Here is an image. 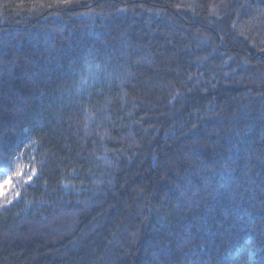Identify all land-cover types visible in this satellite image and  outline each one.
I'll return each mask as SVG.
<instances>
[{
    "label": "trees",
    "instance_id": "1",
    "mask_svg": "<svg viewBox=\"0 0 264 264\" xmlns=\"http://www.w3.org/2000/svg\"><path fill=\"white\" fill-rule=\"evenodd\" d=\"M3 171L0 264H240L264 248V0H0Z\"/></svg>",
    "mask_w": 264,
    "mask_h": 264
},
{
    "label": "clouds",
    "instance_id": "2",
    "mask_svg": "<svg viewBox=\"0 0 264 264\" xmlns=\"http://www.w3.org/2000/svg\"><path fill=\"white\" fill-rule=\"evenodd\" d=\"M261 254H264V248H261L253 242H249L244 255L240 259V264H258V257H260Z\"/></svg>",
    "mask_w": 264,
    "mask_h": 264
},
{
    "label": "rangeland",
    "instance_id": "3",
    "mask_svg": "<svg viewBox=\"0 0 264 264\" xmlns=\"http://www.w3.org/2000/svg\"><path fill=\"white\" fill-rule=\"evenodd\" d=\"M29 168L26 167L25 168V171H29L28 174H30V177H34V174L31 173L30 170H28ZM22 178V175H17V174H12L9 172V171H3V173L0 175V183H2L4 180H11V185L10 187L7 189L8 191V196H12V195H15V189H16V184H17V180H20ZM4 198H0V201L3 200Z\"/></svg>",
    "mask_w": 264,
    "mask_h": 264
},
{
    "label": "snow or ice",
    "instance_id": "4",
    "mask_svg": "<svg viewBox=\"0 0 264 264\" xmlns=\"http://www.w3.org/2000/svg\"><path fill=\"white\" fill-rule=\"evenodd\" d=\"M19 175H23V173H18ZM32 181V177L28 178V183L30 184ZM11 185V180H4L2 183H0V198H6L8 195L7 189ZM18 195V194H17Z\"/></svg>",
    "mask_w": 264,
    "mask_h": 264
}]
</instances>
